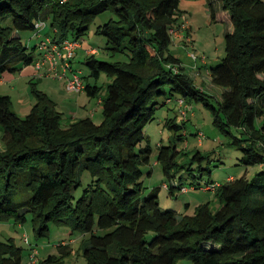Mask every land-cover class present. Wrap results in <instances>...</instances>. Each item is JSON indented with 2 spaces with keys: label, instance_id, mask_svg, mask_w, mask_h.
<instances>
[{
  "label": "trees",
  "instance_id": "16d2710c",
  "mask_svg": "<svg viewBox=\"0 0 264 264\" xmlns=\"http://www.w3.org/2000/svg\"><path fill=\"white\" fill-rule=\"evenodd\" d=\"M206 1L212 21L227 24L225 55L209 67L212 82L223 88L220 97L198 87L169 48L170 30L184 24L180 0H0V77L34 63L37 46H26L21 33L34 34L37 20L48 23L45 33L53 38L73 34L78 40L110 9L116 19L98 33L111 55L128 56H86L90 76L106 73L110 79L101 96V88L82 77L84 92L100 95L101 123L85 117L64 125L56 102L33 81L36 102L25 116L13 109L9 95H0L1 218L25 223L31 214L37 239L49 238L52 225L82 234L85 264H176L182 258L192 264H264V0ZM178 99L202 101L222 130H240L243 137L234 135V143L244 150L243 163L262 165L253 179L230 176L223 184H201L193 175L188 188L213 186L217 210L206 202L178 216L162 209L160 187L144 195L142 166L153 154L145 129L160 103ZM185 125L167 121L176 133ZM179 155L175 143L159 146L157 160L170 179ZM86 171L91 182L76 198ZM164 187L176 196L187 186L180 178ZM21 192L28 195L18 198ZM70 247L59 243L62 255L49 254L38 264H69ZM0 264L30 263L20 246L0 241Z\"/></svg>",
  "mask_w": 264,
  "mask_h": 264
},
{
  "label": "rangeland",
  "instance_id": "374dc122",
  "mask_svg": "<svg viewBox=\"0 0 264 264\" xmlns=\"http://www.w3.org/2000/svg\"><path fill=\"white\" fill-rule=\"evenodd\" d=\"M179 7L183 11V14H185V16H182L184 21L188 24V27H190L189 30L186 29V32L190 38L193 37L195 39L193 46H186L185 50L178 53L179 57L187 64L189 63L187 61L192 59L191 57H187L189 53H194L200 60L202 56H205V59L209 63L208 67H215L220 61L218 57L220 55L221 57L225 55L224 36L227 30V24L224 22L212 21L208 12L206 0H180ZM112 19H116V15L110 9L98 14L91 22L89 31L84 36H81L78 41L91 48H97L99 50V54L97 55L99 59L108 61H127V54L117 53L111 55L105 48L106 38L98 33V28ZM21 35L24 38L23 41L26 46H28L29 43L32 44L31 48L37 45V38L31 39L32 35L30 32H22ZM69 38L73 39V34H69ZM192 42L193 39L191 38L190 44H192ZM176 47L175 44L169 46L171 50ZM31 50L28 48V52ZM76 53L79 55L75 56L72 64L78 75L85 80L88 78L92 84L98 85L101 88L100 95L105 96L107 84L110 81L106 73H102L99 78L90 76L91 71L86 62V56H84L82 52L79 53V50ZM192 60L194 61V59ZM199 65L201 70L197 69L200 71V74L196 77L195 82L198 85H203L206 90L212 94H216V97H220V88L213 86V84L209 82L211 75L202 63ZM35 76L34 80L25 76L17 87V90H20V93H22L28 101H32L33 104L36 102V97L33 92L34 84L31 83L32 81L35 83L36 88L45 92L52 87L54 81L58 82L57 78L53 76H38L36 74ZM41 79L43 81H41ZM1 91H3L2 93L8 91V94H10V90L4 87H2ZM18 91L12 92L14 101L13 108L15 110L19 108V99L17 98ZM69 92L70 91L67 90L58 98L57 96L55 98L60 101L57 108L63 113L64 125H67L72 119H75L70 118L74 112L80 109V105L85 104H88V107H92L96 123H101L104 120L102 104L98 102L100 95L99 97H91L86 93H82L83 97L77 99L78 97H76V95H80V93ZM175 96L179 98V95ZM89 101L92 103H88ZM162 101L163 99L159 100V102ZM177 101L178 100H174L165 105H160V103L154 119L148 123L145 129L148 142L153 149V154L151 163L142 166L145 185L144 195L149 194L153 188L160 187L159 200L162 209L175 211L178 216H182L186 213L193 214L197 205L206 202H211L212 208L217 210L220 206V201L214 196V190L205 191L202 188H193L188 192L179 191L176 196H173L170 194L169 190L164 187V184H175L180 182V178H182L183 184L190 187L191 183L195 182L193 175H196V180L201 184H205L209 181H216L219 184H223L230 176H245L248 179H253L259 171V166H247L243 163L242 157L244 155V150L234 143V135L239 138L243 137L240 130L235 127L231 129V132L222 130L215 124V117L212 110L202 101L189 104L188 114L184 116L181 113V108ZM96 109L97 111H95ZM170 119L176 121L178 124H182L184 121L186 124L185 128H182L177 133L173 132L167 126V121ZM200 132L204 134L202 140L199 139ZM180 134L184 135L183 139H178L177 135ZM145 143H147V141ZM171 143L177 144L180 150V155L178 157L180 167L174 170V177L172 179L165 175L162 163L157 160L159 146L161 144L170 145ZM197 152L201 153V157L198 156ZM91 179V175L87 171L82 175L83 184L76 190V198H79L83 194L85 187L91 182ZM27 195L28 194L25 192H21L17 197H26ZM187 204H190V207L187 208ZM84 240L86 239H84L82 234H70L69 228L56 225H52L51 236L49 238L37 239L33 232L31 214H27V221L25 223L16 221L13 218L3 219L0 217V241H13L17 246H20L24 250V261L26 263L30 261L34 248L37 252L35 257L37 264L40 259L46 258L49 254H56V259L57 256L62 255L61 253L59 254L57 246L59 243H63L71 246V253L65 255L67 256L65 257L66 261L69 264H85L82 255V249L85 244ZM176 264L192 263L189 259L182 258L179 259Z\"/></svg>",
  "mask_w": 264,
  "mask_h": 264
},
{
  "label": "built area",
  "instance_id": "2783aa9c",
  "mask_svg": "<svg viewBox=\"0 0 264 264\" xmlns=\"http://www.w3.org/2000/svg\"><path fill=\"white\" fill-rule=\"evenodd\" d=\"M67 0H61L65 2ZM36 29L34 35L40 38L37 45L38 56L34 61L36 67V75L38 76H53L58 79L66 80V88L70 92L81 93L84 92L85 82L82 77L78 75L76 71L73 70V60L75 58L78 48L81 46L80 41L76 39L66 38L64 40H58L53 38L50 33H43V30L47 28L48 23L44 20H37L35 23ZM184 30V36L187 43L191 42V38L185 30V24L182 27H173L170 30L172 39L175 41L177 38L182 37V31ZM56 32V30L54 31ZM97 52L93 50L92 53ZM196 58V55H192ZM205 59V56H203ZM71 72V75H68ZM178 104L181 108V113L187 116L189 109V104H187L184 99H178ZM171 103V102H169ZM204 134L200 132L199 139L202 140ZM232 179V177L230 178ZM167 186V185H165ZM190 188L184 187L183 191L187 192ZM192 189V188H191ZM205 191H213L214 187H204ZM37 252L34 248L31 257L30 264H36Z\"/></svg>",
  "mask_w": 264,
  "mask_h": 264
},
{
  "label": "crops",
  "instance_id": "0c3cea01",
  "mask_svg": "<svg viewBox=\"0 0 264 264\" xmlns=\"http://www.w3.org/2000/svg\"><path fill=\"white\" fill-rule=\"evenodd\" d=\"M183 15L185 16V14H183ZM183 19L184 18L182 17V22L185 24V30L186 29L189 30L190 27H188V24ZM48 28H49V25L47 26L46 29L43 30V33L49 32L47 30ZM181 34H182V37L181 38H177L175 41L172 39V45L175 44L177 47L176 48H173V50H171V52L174 55H176L177 57H179V54L178 53H180L181 51L185 50V47L186 46H188V47L191 46V45L193 46L194 45V41H195V39L193 37H191L193 39L192 44H190L191 42L190 43H187V42H185L186 41V38L184 36V30L182 31ZM31 35H32L31 39L32 38H37L38 43H39L40 38L39 37H36L33 33H31ZM38 43H37V45H38ZM80 44H81V46L78 48V50H79V53L82 52L84 54V56H88V55L92 54V51L93 50L99 51L97 48H94V47L91 48L90 46H86L84 43L82 44L80 42ZM28 46L31 48L32 44L29 43ZM193 54L194 53L187 54V57L188 58L191 57L192 59H194V61L192 59H190V61H187V62H189V63H187L189 65L185 64V62L183 61V59L181 57H179L180 60H181V62H182L181 64H182V66L184 68H186L187 73L195 80L196 77L200 74V71L197 70V69H200L201 70V68H199L200 67L199 64L202 63L204 65V67L207 69V71L209 72V74H210L209 67H208V64H209L208 61L206 59H204L203 56L201 57V60L198 59L197 55H196V58H194L192 56ZM34 55H35V57L38 56L37 48L35 50ZM78 55L79 54L76 53L75 56H78ZM220 58H221V55L218 57V60H220ZM17 65H19V64H17ZM20 67H21V69L19 71H17V72H14V73L8 72L5 75H3L2 77H0V95H9L11 97V100H12L13 105H14V101H13V97H12V92L13 91L14 92L18 91L17 90V87H18L19 83L21 81H23V79H24L25 76H28L32 80H34V78L36 77L35 74H36V71L37 70H36V67H35V65L33 63L30 64V65H26V66L25 65H23V66L20 65ZM73 70L76 71L74 69V67H73ZM193 70H195V71H193ZM17 73H19V74H17ZM68 75H71V72H69ZM57 80H58V82H55L54 81L52 87L49 90H47L46 93L56 102L57 107H58V105L60 104V101L58 99H55V98H56V96L58 98L61 94H63L65 91H67V88H66V80H64V79H58V78H57ZM41 81H43V80L41 79ZM204 81H205V79H204ZM89 82H90V80H89ZM209 82H211L213 84V86H216L212 82V78L209 80ZM197 86L200 87V88H204L206 90V88L203 85H198L197 84ZM2 87L6 88L7 90H10V94H8V91H5V93H2L3 92V91H1L2 90ZM217 87L220 88V93L222 94L223 88L222 87H219V86H217ZM18 92L19 93H18V97L17 98L19 99V108L17 110H15L14 108L13 109L19 115L25 116V115H27L31 111V109H32V107H33V105L35 103L33 104L32 101H30V100L28 101L27 98L24 97L22 95V93H20V90ZM207 92H209V91H207ZM82 93H86V92H81L80 95L79 94L76 95V97H78L77 99H79V98L81 99L83 97L82 96ZM209 93H211V92H209ZM221 94H220V96H221ZM212 95H214V94H212ZM214 96H216V94ZM98 102H101L100 99H99ZM88 103H92V102L89 101ZM13 105H12V107H13ZM88 106H89L88 104L87 105L86 104L85 105H80V109H78L77 112H74L73 115L70 118V119H72V118H75V119H72L71 121H75V120H77L79 118H85V117H92L94 119V115H95L94 114V111H92V107H88ZM97 109L95 111H97ZM0 131H1V129H0ZM1 137H2V131L0 132V150H4L5 149V143H4V141L2 140ZM258 166H259V169L262 168V165L261 164L258 165Z\"/></svg>",
  "mask_w": 264,
  "mask_h": 264
}]
</instances>
